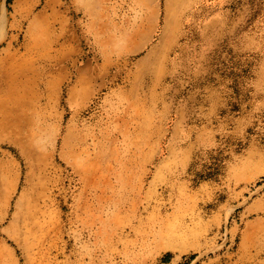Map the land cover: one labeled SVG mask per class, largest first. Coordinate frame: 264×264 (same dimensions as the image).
Masks as SVG:
<instances>
[{"label": "rangeland", "instance_id": "obj_1", "mask_svg": "<svg viewBox=\"0 0 264 264\" xmlns=\"http://www.w3.org/2000/svg\"><path fill=\"white\" fill-rule=\"evenodd\" d=\"M0 264H264V0H0Z\"/></svg>", "mask_w": 264, "mask_h": 264}]
</instances>
